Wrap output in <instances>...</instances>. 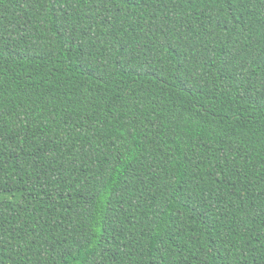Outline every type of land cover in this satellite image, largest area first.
I'll return each instance as SVG.
<instances>
[{
    "label": "trees",
    "instance_id": "trees-1",
    "mask_svg": "<svg viewBox=\"0 0 264 264\" xmlns=\"http://www.w3.org/2000/svg\"><path fill=\"white\" fill-rule=\"evenodd\" d=\"M0 264H264V0H0Z\"/></svg>",
    "mask_w": 264,
    "mask_h": 264
}]
</instances>
